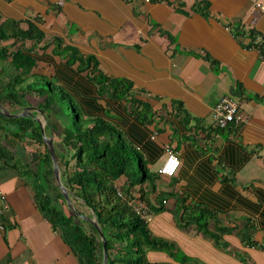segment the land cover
<instances>
[{"label":"crops","instance_id":"1","mask_svg":"<svg viewBox=\"0 0 264 264\" xmlns=\"http://www.w3.org/2000/svg\"><path fill=\"white\" fill-rule=\"evenodd\" d=\"M262 8L264 0H0L8 33L28 23L44 32L41 42H25L41 64L77 80L72 69L78 63L66 65L65 48H75L94 57L99 72L130 80L133 93L151 104V138L163 150L151 169L159 173L170 154L180 167L172 178L158 174L155 191L149 185L152 204L168 196L165 210L152 215L148 226L185 253L186 264H245L243 258L264 264ZM224 96L238 101L241 121L218 129L213 108ZM40 103L34 107L29 97L20 100L22 112L35 115L44 129L48 125L47 137L55 141L59 124L53 114L39 110ZM0 141L14 154L10 165L0 160V264H78L40 212L33 186L12 166L35 168L38 152L26 149L27 140L5 139L2 131ZM176 196L188 207L214 214L218 225L233 228L224 235L229 251L195 226L178 227ZM248 223L247 234L262 248L246 246L238 235ZM215 226L212 221L210 229ZM147 256L150 262L177 264L165 252Z\"/></svg>","mask_w":264,"mask_h":264},{"label":"trees","instance_id":"2","mask_svg":"<svg viewBox=\"0 0 264 264\" xmlns=\"http://www.w3.org/2000/svg\"><path fill=\"white\" fill-rule=\"evenodd\" d=\"M1 20L0 14V106L19 114L23 109L20 100L36 96L42 100L39 110L55 116L62 130L61 140L53 141L55 155L62 185L69 192L75 214H67L64 209L71 210L56 182L52 157L35 115L17 118L0 115V131L5 139L30 140L43 149L38 151L35 168L19 162L12 166L33 186L40 212L60 233L78 264L103 263L102 239L85 218L95 219L102 229L107 264H174L150 262L148 251L165 252L175 263L186 264V255H180L174 243L154 236L148 221L135 207L139 200L154 215L165 210L164 199L168 196L154 199L155 205L150 200L148 187L151 185L155 191L156 177L161 174L153 172L151 167L163 150L151 138L153 118L148 100L133 93L130 80L99 72L95 58L84 57L75 48H65L70 57L66 65L72 67L78 63L72 71L80 80L65 73L59 75L25 48L26 41L38 43L45 37L36 24L28 23L26 29L17 27L8 33ZM10 40L14 41L10 46L2 45ZM90 66L89 75L82 76ZM123 115L128 118L124 119ZM49 130L47 125L44 132ZM13 158L14 154L0 141V160L10 165ZM176 198L180 201V210L175 216L178 227L195 226L203 237L229 251L224 235L232 233L233 228L218 225V221L212 220L214 214L200 210L201 207H188L183 198ZM79 207L89 213L85 214ZM212 221L216 223L213 230L210 229ZM250 227L248 223L238 229V235L246 246L262 248L247 234L246 228ZM242 261L249 264L245 258Z\"/></svg>","mask_w":264,"mask_h":264},{"label":"built area","instance_id":"3","mask_svg":"<svg viewBox=\"0 0 264 264\" xmlns=\"http://www.w3.org/2000/svg\"><path fill=\"white\" fill-rule=\"evenodd\" d=\"M59 4H62V2H59ZM262 10H264V8H262ZM213 121L215 127L218 129H224L230 124H238L241 121L238 101L230 96L222 97L213 108ZM179 167L180 161L178 158L174 154H170L159 172L166 176H174ZM135 207L142 218L149 222L151 215L148 213L147 209V213L145 214V212L141 211L137 206Z\"/></svg>","mask_w":264,"mask_h":264},{"label":"water","instance_id":"4","mask_svg":"<svg viewBox=\"0 0 264 264\" xmlns=\"http://www.w3.org/2000/svg\"><path fill=\"white\" fill-rule=\"evenodd\" d=\"M0 115H3L5 117H7V118H17V117H27L28 116L25 111L22 112V113H19V114H14V113H10L8 110L4 109L1 106H0ZM36 121L38 122V124L41 127V132L43 134L44 143L46 144V146H47V148H48V150H49V152L51 154V157H52L53 169H54L56 182L60 186L61 190L63 191V194H64V197H65V200H66L67 204L75 212V208H74V206H73V204H72V202L70 200V197H69V192L62 185V182H61L60 169H59L58 161H57V158H56V155H55V149H54L53 140L51 138H48L47 136H45L44 126L42 125L41 121L39 119H37V118H36ZM81 217H84V216L81 215ZM85 219H87L89 222H91L95 226V228L97 229V231H98V233H99V235H100V237L102 239L103 252H104L103 263L102 264H107V262H108V254H107V250H106V241H105L102 229L100 228L99 224L97 223V221L95 219H90V218H85Z\"/></svg>","mask_w":264,"mask_h":264},{"label":"rangeland","instance_id":"5","mask_svg":"<svg viewBox=\"0 0 264 264\" xmlns=\"http://www.w3.org/2000/svg\"><path fill=\"white\" fill-rule=\"evenodd\" d=\"M29 99H30V101L34 104L33 106L34 107H37V101L38 100H40L41 102H42V100L40 99V98H38V97H36V96H31V97H29ZM36 99H38V100H36ZM32 115V114H31ZM35 119H36V117H35ZM45 133V135H47V136H49V133L47 132V131H45L44 132ZM62 131H61V129L60 128H58L57 130H56V138H55V142H59L60 140H61V138H62ZM27 142L28 143H30L27 147H26V149H34V151H36V152H38L39 150H43L42 148H40L39 147V145L37 144V143H35V142H32V141H30V140H27ZM37 146H38V148H37ZM36 149V150H35ZM33 162V161H32ZM147 185V184H146ZM73 204V203H72ZM136 206L139 208V209H141V211H144L145 212V214L147 213L146 212V205H145V203H143V202H141V201H137L136 202ZM70 208V207H69ZM75 208V207H74ZM79 208H81V210L85 213V214H88L89 213V210H86V209H83L82 207H79ZM65 209V211L67 212V214H75V212L71 209V210H69L67 207H65L64 208ZM152 216V215H151ZM83 218V217H82ZM150 222V221H149ZM180 253V255L182 254V255H185V253H183L182 251H180L179 252ZM191 261H193V260H191Z\"/></svg>","mask_w":264,"mask_h":264}]
</instances>
